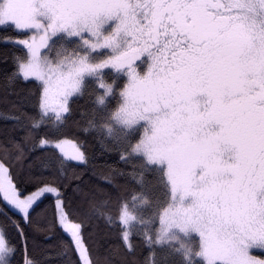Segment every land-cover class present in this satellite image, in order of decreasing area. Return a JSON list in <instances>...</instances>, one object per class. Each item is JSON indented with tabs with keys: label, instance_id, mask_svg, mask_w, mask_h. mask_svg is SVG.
I'll list each match as a JSON object with an SVG mask.
<instances>
[{
	"label": "snow or ice",
	"instance_id": "1",
	"mask_svg": "<svg viewBox=\"0 0 264 264\" xmlns=\"http://www.w3.org/2000/svg\"><path fill=\"white\" fill-rule=\"evenodd\" d=\"M0 45V264H264V0H0Z\"/></svg>",
	"mask_w": 264,
	"mask_h": 264
},
{
	"label": "trees",
	"instance_id": "2",
	"mask_svg": "<svg viewBox=\"0 0 264 264\" xmlns=\"http://www.w3.org/2000/svg\"><path fill=\"white\" fill-rule=\"evenodd\" d=\"M3 46L0 45V48ZM21 87H28L26 84H22ZM17 98L12 95H5L3 87L0 86V111H3L11 106L13 102H16ZM5 121L0 119V130H2L5 126ZM9 125L11 124V121L7 122ZM70 138V137H69ZM81 139H84V137H81ZM88 153L90 156H92V159L89 163L88 166V171L90 174L95 173L96 175H100L101 173H106L108 170L109 165L115 166L117 163V157L114 155H105L103 158H100L99 151L97 149V146L92 142L91 138H88ZM104 229L101 227L100 234L103 236L104 234ZM39 242L44 243L45 241L43 240V237H38L37 238ZM114 243V239L112 240ZM104 249L101 248V252H103Z\"/></svg>",
	"mask_w": 264,
	"mask_h": 264
}]
</instances>
